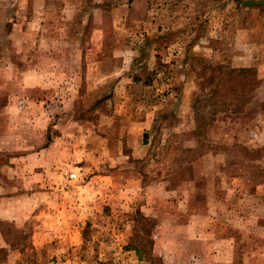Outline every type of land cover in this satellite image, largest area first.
I'll list each match as a JSON object with an SVG mask.
<instances>
[{
  "label": "rangeland",
  "instance_id": "obj_1",
  "mask_svg": "<svg viewBox=\"0 0 264 264\" xmlns=\"http://www.w3.org/2000/svg\"><path fill=\"white\" fill-rule=\"evenodd\" d=\"M0 264H264V0H0Z\"/></svg>",
  "mask_w": 264,
  "mask_h": 264
},
{
  "label": "trees",
  "instance_id": "obj_2",
  "mask_svg": "<svg viewBox=\"0 0 264 264\" xmlns=\"http://www.w3.org/2000/svg\"><path fill=\"white\" fill-rule=\"evenodd\" d=\"M251 73H252V71L249 69L229 70L228 72H226V76L223 78V80H225V78H226V81L229 82L231 80L230 82L233 83V82L237 81V79L241 80V78H237V76L243 77L242 80L238 83H239V86H243V88L241 90H244V92H245L247 88L253 89V87L255 86L254 84L258 83L255 81L248 80L250 78V76H252ZM239 88H241V87H239ZM234 91H237V89H235Z\"/></svg>",
  "mask_w": 264,
  "mask_h": 264
}]
</instances>
